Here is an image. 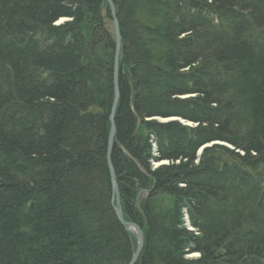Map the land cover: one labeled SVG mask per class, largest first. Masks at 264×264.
<instances>
[{
    "label": "trees",
    "instance_id": "obj_1",
    "mask_svg": "<svg viewBox=\"0 0 264 264\" xmlns=\"http://www.w3.org/2000/svg\"><path fill=\"white\" fill-rule=\"evenodd\" d=\"M113 2L135 264H264V0ZM113 50L104 0H0V264L131 261Z\"/></svg>",
    "mask_w": 264,
    "mask_h": 264
},
{
    "label": "water",
    "instance_id": "obj_2",
    "mask_svg": "<svg viewBox=\"0 0 264 264\" xmlns=\"http://www.w3.org/2000/svg\"><path fill=\"white\" fill-rule=\"evenodd\" d=\"M109 1V0H108ZM112 9V7H111ZM114 9V8H113ZM112 9V16L115 17V11ZM114 26H115V31H116V38H117V44L119 45V27H118V23L115 20L114 21ZM118 49L116 51V55L114 58V75H113V86H114V92H113V99H112V103H111V108H110V114H109V121H110V131H109V135H108V144H107V166H108V170H109V174H110V182H111V202L114 206V210L116 213L117 218L120 220V222L122 223V225L125 227V229L127 231H131V230H135L136 233V238H137V246H136V250L133 253L132 257H131V261L128 264H135V262L137 261V258L141 252V248H142V244H143V232L141 230V228L133 223V222H127L125 223L122 219V212H121V208L118 205L119 203V188L116 182V176H115V171L114 168L111 164V150H112V146H113V140H114V134H115V123H114V116H115V111L117 108V104H118V99H119V90H118ZM146 192V190H145ZM114 202H116V205L114 204Z\"/></svg>",
    "mask_w": 264,
    "mask_h": 264
},
{
    "label": "bare ground",
    "instance_id": "obj_3",
    "mask_svg": "<svg viewBox=\"0 0 264 264\" xmlns=\"http://www.w3.org/2000/svg\"><path fill=\"white\" fill-rule=\"evenodd\" d=\"M104 2H106L107 4H108V7H109V11H110V14H111V18H112V22H113V32H114V50H113V75H114V58H115V55H116V51H117V49H118V54H119V57H118V90H119V66L121 67V59H120V56H121V51H122V38H121V35H120V30H119V36H120V38H119V45L117 44V38H116V31H115V26H114V21L116 20L117 21V23H118V20H117V18H116V7H115V5H114V2H113V0H104ZM111 7H112V9L115 11V17L114 16H112V9H111ZM104 17H106V16H104ZM209 18H211V17H209ZM65 20H67V18H65V17H61V18H59L58 20H56V24H60V23H62L63 21H65ZM118 27H119V23H118ZM113 92H114V86H113ZM185 97H189V96H192L191 94H185L184 95ZM116 112V111H115ZM110 114V113H109ZM155 119H157L159 122H162V123H166V122H168V121H172V120H179L182 124H185V125H191L190 124V121H186V120H184V119H182V118H179V117H177V116H174V115H168V116H164V117H156ZM113 143H114V140H113ZM213 143H216L217 144V141H210L208 144L210 145V144H213ZM107 144H108V138H107ZM219 144V143H218ZM223 144V143H222ZM112 148H113V146H112ZM121 150L123 151V152H125V150L121 147ZM154 150H155V148H154ZM111 152H112V150H111ZM200 152L198 151V154H199ZM154 154H156V153H154ZM110 160H111V157H110ZM154 161H158V162H160V161H162L161 163H155V165L157 166H160V165H162V164H166L168 161L167 160H160V159H154V160H152V162H151V165H152V168H156V167H154V165H153V162ZM111 164H112V162H111ZM113 166V165H112ZM157 166V167H158ZM145 190H146V192H145ZM150 190H151V188L150 189H148V188H139V190H138V192H137V194H136V200L137 201H146L148 198H149V196H150ZM112 203V202H111ZM114 204L116 205V202H114ZM113 205V204H112ZM118 205L120 206V208H121V203H120V195H119V203H118ZM113 208H114V206H113ZM115 211V210H114ZM121 212H122V219H123V221L125 222V223H127V222H131V221H129V220H126L125 219V217H124V213H123V211H122V208H121ZM116 214V213H115ZM119 220V219H118ZM119 222H120V220H119ZM121 223V222H120ZM122 224V223H121ZM185 225L188 227V228H191L190 227V225H189V223H188V219L186 220V223H185ZM123 226V225H122ZM124 227V226H123ZM124 229H125V227H124ZM126 230V229H125ZM129 232H131L132 234H135V237H136V233H135V230H131V231H129ZM143 239H144V236H143ZM136 240H137V238H136ZM143 245V244H142ZM135 250H136V248H135ZM135 250L133 251V253L135 252ZM192 254V253H191ZM190 255V254H189ZM189 255H188V257H189ZM194 255L195 256H193V257H191V255H190V257L191 258H194V257H197L198 256V253H194ZM189 257V258H190Z\"/></svg>",
    "mask_w": 264,
    "mask_h": 264
},
{
    "label": "rangeland",
    "instance_id": "obj_4",
    "mask_svg": "<svg viewBox=\"0 0 264 264\" xmlns=\"http://www.w3.org/2000/svg\"><path fill=\"white\" fill-rule=\"evenodd\" d=\"M63 22H64V21H63ZM190 124H191V122H190ZM210 145H212V144H210ZM210 145H209V144H205V145L201 146V147L199 148L198 151L201 153V151H202V149H203L204 147H208V146H210ZM157 162H158V161H154V162H153L154 167H157V166H158V165H157V166L155 165V163H157ZM161 162H162V161H160V162H158V163H161ZM134 235H135V234H134ZM190 255H191V257L195 256L194 253H192V254H190ZM190 255H189V257H190ZM191 257H190V258H191Z\"/></svg>",
    "mask_w": 264,
    "mask_h": 264
}]
</instances>
